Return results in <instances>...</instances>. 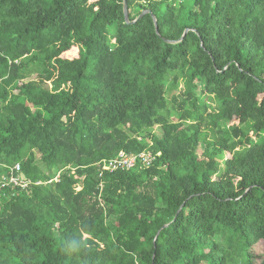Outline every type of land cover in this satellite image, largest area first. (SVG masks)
<instances>
[{
  "label": "trees",
  "instance_id": "trees-1",
  "mask_svg": "<svg viewBox=\"0 0 264 264\" xmlns=\"http://www.w3.org/2000/svg\"><path fill=\"white\" fill-rule=\"evenodd\" d=\"M127 4L0 0V264H258L264 0Z\"/></svg>",
  "mask_w": 264,
  "mask_h": 264
},
{
  "label": "built area",
  "instance_id": "built-area-1",
  "mask_svg": "<svg viewBox=\"0 0 264 264\" xmlns=\"http://www.w3.org/2000/svg\"><path fill=\"white\" fill-rule=\"evenodd\" d=\"M155 158L156 156L148 152H142L137 155L120 152L117 158L105 162L104 169L114 172L124 169L129 170L136 166H139L141 168H148L153 163ZM12 184L15 187H22V188H26L28 185V183L25 181L21 173L20 164H16L11 168L9 177L7 176L3 178V181L0 183V197H1V189L5 186H9Z\"/></svg>",
  "mask_w": 264,
  "mask_h": 264
},
{
  "label": "water",
  "instance_id": "water-1",
  "mask_svg": "<svg viewBox=\"0 0 264 264\" xmlns=\"http://www.w3.org/2000/svg\"><path fill=\"white\" fill-rule=\"evenodd\" d=\"M124 13H125V20H126L127 23H135L137 20L143 18L146 14H151L152 17H153V19H154L155 26H156V33H157L158 35H160V33H159V27H158V24H157V19H156V17L152 14L151 11H144V12L138 17L137 20H135V21H133V22H130V21H129V12H128V4H127V0H124ZM188 32H189V29H187V30L185 31V33H184L182 39L187 35ZM182 39H181V40H182ZM166 227H168V224L165 225V226H163L162 229H165ZM160 232H161V231L158 232V234H157V236H156V238H155V240H154V245H155V246H156V242H157V239H158V236H159Z\"/></svg>",
  "mask_w": 264,
  "mask_h": 264
},
{
  "label": "rangeland",
  "instance_id": "rangeland-1",
  "mask_svg": "<svg viewBox=\"0 0 264 264\" xmlns=\"http://www.w3.org/2000/svg\"><path fill=\"white\" fill-rule=\"evenodd\" d=\"M178 98H180L181 96H179V93H177ZM174 103V102H173ZM34 110V108H32ZM172 120H175V115H172ZM252 252L254 254V260L255 263H260L262 260H264V243H259L258 245L254 246L252 248Z\"/></svg>",
  "mask_w": 264,
  "mask_h": 264
}]
</instances>
